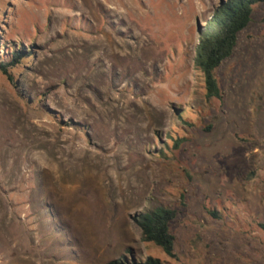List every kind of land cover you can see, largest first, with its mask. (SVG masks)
<instances>
[{"label": "rangeland", "instance_id": "1", "mask_svg": "<svg viewBox=\"0 0 264 264\" xmlns=\"http://www.w3.org/2000/svg\"><path fill=\"white\" fill-rule=\"evenodd\" d=\"M221 0H0V264H264V3L207 99ZM175 210L174 256L136 217ZM213 213L215 215H213Z\"/></svg>", "mask_w": 264, "mask_h": 264}, {"label": "trees", "instance_id": "2", "mask_svg": "<svg viewBox=\"0 0 264 264\" xmlns=\"http://www.w3.org/2000/svg\"><path fill=\"white\" fill-rule=\"evenodd\" d=\"M264 0H222L213 15L200 29L199 43L196 47L195 66L201 73L207 99L220 98L221 91L216 71L221 64L232 56L239 34L252 21L253 10ZM22 57L17 52L9 62L0 61V69L8 74V67H15ZM213 215H215L213 213ZM176 212L164 206H155L136 217V223L142 231L143 241L153 243L169 256H174L175 237L170 231ZM264 230V223L260 224ZM114 264H123L116 260ZM139 264H171L160 258L148 256Z\"/></svg>", "mask_w": 264, "mask_h": 264}, {"label": "water", "instance_id": "3", "mask_svg": "<svg viewBox=\"0 0 264 264\" xmlns=\"http://www.w3.org/2000/svg\"><path fill=\"white\" fill-rule=\"evenodd\" d=\"M222 1V0H221ZM200 34V33H199Z\"/></svg>", "mask_w": 264, "mask_h": 264}]
</instances>
